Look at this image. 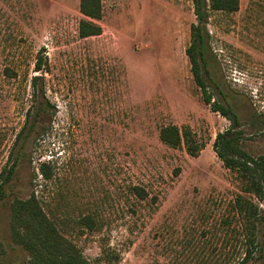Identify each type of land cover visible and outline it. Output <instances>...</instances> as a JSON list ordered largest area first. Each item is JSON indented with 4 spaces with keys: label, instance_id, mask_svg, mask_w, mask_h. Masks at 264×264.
I'll use <instances>...</instances> for the list:
<instances>
[{
    "label": "rangeland",
    "instance_id": "374dc122",
    "mask_svg": "<svg viewBox=\"0 0 264 264\" xmlns=\"http://www.w3.org/2000/svg\"><path fill=\"white\" fill-rule=\"evenodd\" d=\"M102 3V34L82 38L80 0H0V174L18 157L0 198V264L30 262L10 221L14 199L32 196L93 264H238L234 206L244 193L213 148L231 124L204 103L187 54L194 1ZM206 30L212 103L231 106L243 149L264 155V127L251 123L264 119V0L209 11ZM40 55L48 65L36 72ZM34 118L38 131L16 144ZM168 125L189 128L200 154L164 144ZM258 241L249 264H264V222Z\"/></svg>",
    "mask_w": 264,
    "mask_h": 264
},
{
    "label": "trees",
    "instance_id": "16d2710c",
    "mask_svg": "<svg viewBox=\"0 0 264 264\" xmlns=\"http://www.w3.org/2000/svg\"><path fill=\"white\" fill-rule=\"evenodd\" d=\"M197 24L192 27V44L187 54L192 63V72L196 83L203 90V101L209 105L213 112L220 113L222 117L229 120L230 128L219 133L213 144V148L224 166L236 173L242 183L244 194L237 196L235 200V218L238 233L243 239L245 246L244 256L238 264H249L257 259V254L263 248L258 241V229L260 223L264 222L263 210L253 197L264 203V155L254 157L243 149L245 135L241 127L239 115L231 106L225 103H212V96L207 92L209 71L205 53L208 43V32L206 27L209 20V11H223L235 13L240 8V0H193ZM80 12L84 16L79 25V33L82 38L100 36L102 27L97 22L103 19L102 0H80ZM40 55L36 63V72L43 71L47 67ZM33 83L43 81L41 77H34ZM41 92L45 94L43 87ZM49 109H45L48 111ZM39 114V113H37ZM31 111L28 112L27 121L31 120ZM252 128L258 130L264 127V119L256 114L251 116ZM38 131L37 120L20 132L16 144L27 132L25 138ZM24 139L20 150L24 146ZM161 141L172 147L180 148L185 145L187 152L197 157L203 147L195 140L189 128L181 130L176 125H168L160 131ZM18 165V157L13 159L12 166L0 174V198L4 197V188L13 180ZM44 179H51V170L48 164L40 167ZM141 196L144 190L135 188ZM82 224L93 228L94 221L86 216ZM10 230L13 241L22 246L30 256L29 264H93L79 248L69 240L54 223L48 218L39 200L32 196L29 199H14L11 204Z\"/></svg>",
    "mask_w": 264,
    "mask_h": 264
}]
</instances>
